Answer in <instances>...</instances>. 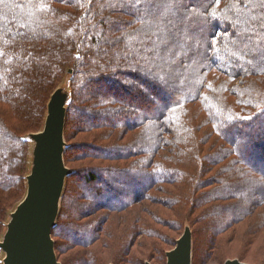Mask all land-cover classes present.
I'll return each mask as SVG.
<instances>
[{"label": "trees", "instance_id": "16d2710c", "mask_svg": "<svg viewBox=\"0 0 264 264\" xmlns=\"http://www.w3.org/2000/svg\"><path fill=\"white\" fill-rule=\"evenodd\" d=\"M64 83L61 264L264 251V0H0V240Z\"/></svg>", "mask_w": 264, "mask_h": 264}, {"label": "water", "instance_id": "95a60500", "mask_svg": "<svg viewBox=\"0 0 264 264\" xmlns=\"http://www.w3.org/2000/svg\"><path fill=\"white\" fill-rule=\"evenodd\" d=\"M70 98L68 85L59 86L48 102L43 129L28 135L32 148L30 172L26 176L27 190L10 213L6 231L0 240L3 264H61L53 229L57 225L66 179L73 173L64 160ZM167 264H193L190 226L185 227L176 247L167 252ZM224 264L250 263L228 259Z\"/></svg>", "mask_w": 264, "mask_h": 264}, {"label": "rangeland", "instance_id": "374dc122", "mask_svg": "<svg viewBox=\"0 0 264 264\" xmlns=\"http://www.w3.org/2000/svg\"><path fill=\"white\" fill-rule=\"evenodd\" d=\"M31 148H32V142H31ZM244 192H245V198H247V195L251 196L253 189L250 186H248L246 188L244 187ZM248 201H249V198H248ZM245 206H248V205H245ZM252 246H253L252 247L253 249L249 248V250H251V251L248 254V261L247 262H249L250 264H253V262H255L253 260V255H254V252L257 251V249H259L258 253L260 252V255H262V259L264 261V251L262 250V247L260 245H256V244H253ZM244 249H245V244H244ZM259 262H262V261H259ZM216 264H219V263H216ZM263 264H264V262H263Z\"/></svg>", "mask_w": 264, "mask_h": 264}]
</instances>
